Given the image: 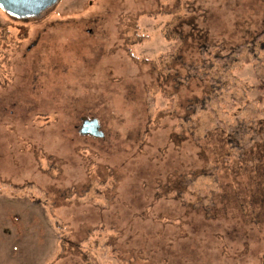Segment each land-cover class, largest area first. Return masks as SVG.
<instances>
[{
    "label": "rangeland",
    "instance_id": "374dc122",
    "mask_svg": "<svg viewBox=\"0 0 264 264\" xmlns=\"http://www.w3.org/2000/svg\"><path fill=\"white\" fill-rule=\"evenodd\" d=\"M262 81L264 0L0 8V264H264Z\"/></svg>",
    "mask_w": 264,
    "mask_h": 264
},
{
    "label": "water",
    "instance_id": "95a60500",
    "mask_svg": "<svg viewBox=\"0 0 264 264\" xmlns=\"http://www.w3.org/2000/svg\"><path fill=\"white\" fill-rule=\"evenodd\" d=\"M60 0H0L2 8L10 16L23 19L40 18L47 11L55 7ZM82 135H91L96 138H102L104 132L97 119H82L80 128Z\"/></svg>",
    "mask_w": 264,
    "mask_h": 264
},
{
    "label": "trees",
    "instance_id": "16d2710c",
    "mask_svg": "<svg viewBox=\"0 0 264 264\" xmlns=\"http://www.w3.org/2000/svg\"><path fill=\"white\" fill-rule=\"evenodd\" d=\"M189 24L194 26L191 22ZM257 89L260 90V91H264V81H262L258 85ZM256 193L257 194L252 196L253 197V201L252 202L257 203L258 205L261 206V212L258 213V214L253 213V214H255L253 218H254L255 221L259 222L260 218L264 219V186L261 187V188H258ZM252 206H253V204H252Z\"/></svg>",
    "mask_w": 264,
    "mask_h": 264
}]
</instances>
